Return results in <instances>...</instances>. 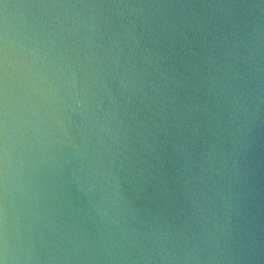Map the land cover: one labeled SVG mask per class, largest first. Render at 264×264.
I'll return each mask as SVG.
<instances>
[{
	"label": "water",
	"instance_id": "obj_1",
	"mask_svg": "<svg viewBox=\"0 0 264 264\" xmlns=\"http://www.w3.org/2000/svg\"><path fill=\"white\" fill-rule=\"evenodd\" d=\"M0 264H264V0H0Z\"/></svg>",
	"mask_w": 264,
	"mask_h": 264
}]
</instances>
